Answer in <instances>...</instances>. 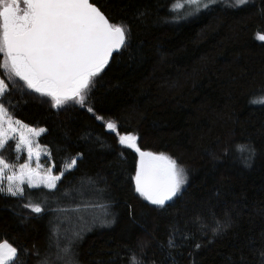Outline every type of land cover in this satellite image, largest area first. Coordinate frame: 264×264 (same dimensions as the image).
Segmentation results:
<instances>
[{"label": "trees", "instance_id": "1", "mask_svg": "<svg viewBox=\"0 0 264 264\" xmlns=\"http://www.w3.org/2000/svg\"><path fill=\"white\" fill-rule=\"evenodd\" d=\"M179 1L91 0L130 34L83 106L55 108L0 71L9 114L46 130L37 141L53 172H63L55 189L25 184L23 197L0 194V242L17 248L15 264L54 253V230L81 233L76 264H132L133 255L143 264H264V0L221 1L183 20ZM109 120L137 135L142 150L186 168L188 184L164 207L135 191L139 155L119 144ZM248 144L255 156L245 166L237 148ZM0 156L25 161L14 140ZM217 222L224 227L213 234ZM172 229L180 246L169 249Z\"/></svg>", "mask_w": 264, "mask_h": 264}, {"label": "snow or ice", "instance_id": "2", "mask_svg": "<svg viewBox=\"0 0 264 264\" xmlns=\"http://www.w3.org/2000/svg\"><path fill=\"white\" fill-rule=\"evenodd\" d=\"M220 2L207 0L202 7L208 9ZM247 2L235 0L236 6ZM187 3L197 8L201 6V0H187ZM129 34L127 25L112 22L91 0H0V54H3L0 71L13 83L19 78L27 89L50 97L55 108L69 101L83 106L95 78L108 65L113 53L127 48ZM258 39L264 41V33L259 34ZM7 90L5 78H0V149L10 139H15L16 149L26 150L28 161L20 164L18 171H13V165L0 156V194L23 197L25 184L29 188L42 184L48 189H55L63 172L53 175L51 168L41 171L39 165L32 168L29 163L34 155L39 159V152L34 151V137L46 130L24 125L9 114L5 107ZM250 102L257 101L253 99ZM260 103H264V98ZM88 111L93 112V109L88 108ZM106 127L116 132L120 145L134 149L139 155L134 176L135 191L150 204L164 207L185 184L187 177L184 168L163 152L142 150L137 143L138 136L120 134L115 122H108ZM237 152L241 162L250 166L255 148L248 144L243 149L237 148ZM75 165L76 159L73 158L67 167L72 169ZM25 207L37 214L42 212L38 203H29ZM109 214L105 213L106 216ZM101 223L111 224L112 221L105 219ZM223 227L217 222L212 229L213 234ZM175 232L176 229H172L166 241L169 249L180 246L175 240ZM80 235V232H76L61 237L54 230L56 251L43 257L41 264H76L74 244ZM52 247L53 243L50 242L49 248ZM194 247L198 249L200 244L196 243ZM260 255L264 260V253ZM17 256L16 247L6 240L0 242V264H15ZM131 261L132 264H143L135 255Z\"/></svg>", "mask_w": 264, "mask_h": 264}, {"label": "rangeland", "instance_id": "3", "mask_svg": "<svg viewBox=\"0 0 264 264\" xmlns=\"http://www.w3.org/2000/svg\"><path fill=\"white\" fill-rule=\"evenodd\" d=\"M221 1H223V2H226V3H230V2H235V0H221ZM207 2V0H201V6L199 7V8H197V6H195V5H189L188 3H187V0H180L179 2H178V4H177V6L178 5H180V7H178V8H180V9H178V11H179V13H181L182 14V16H179V18H181V20H183V18H192V17H194L196 14H198L202 9H203V7H202V5H203V3H206ZM184 14V15H183ZM1 78V77H0ZM16 120H18V119H16ZM20 121V120H19ZM111 120H109V121H107V123L108 122H110ZM22 122V121H21ZM111 122H113V121H111ZM24 125H27L26 123H24V122H22ZM107 123H106V125H107ZM27 126H29V125H27ZM29 127H32V126H29ZM32 128H34V127H32ZM36 129H38V128H36ZM39 129H41V128H39ZM13 136H15V134H13ZM37 138L38 137H34V141H35V143H34V151H38L39 152V159H37L36 158V156L34 155L33 156V158L31 159V161H29V163H30V166L32 167V168H37V165H39L40 166V170L41 171H46L47 169H49V168H51L52 169V174L53 175H59V174H55L54 172H53V168H52V166H51V164H49L48 163V158H49V155H48V151L46 150V148L45 147H43V146H41L39 143H38V141H37ZM10 140H14L15 141V144H16V140L15 139H10ZM152 152V151H151ZM166 155H168V154H166ZM17 156H25V161L23 162V163H25L26 161H28V155H27V151L26 150H23V149H20V150H17ZM169 156V155H168ZM171 157V156H170ZM171 158H173V157H171ZM174 159V158H173ZM7 162V161H6ZM8 164H10V165H13V171H18V166L20 165V164H23V163H19V164H14V163H10V162H7ZM178 163V162H177ZM179 164V163H178ZM180 165V164H179ZM181 166V165H180ZM181 167H183V166H181ZM184 168V167H183ZM184 170H185V173H186V177H187V179H186V182H185V184L181 187V190L188 184V182H189V174H188V172H187V170H186V168H184ZM5 186L7 185V181L5 180ZM39 186H44V185H39ZM181 190H180V192H181ZM179 192V193H180ZM176 197V196H175ZM175 197H173L172 198V200L175 198ZM171 200V201H172ZM168 202H170V201H168ZM167 203V202H166ZM11 244V243H10Z\"/></svg>", "mask_w": 264, "mask_h": 264}, {"label": "water", "instance_id": "4", "mask_svg": "<svg viewBox=\"0 0 264 264\" xmlns=\"http://www.w3.org/2000/svg\"><path fill=\"white\" fill-rule=\"evenodd\" d=\"M115 53V52H114Z\"/></svg>", "mask_w": 264, "mask_h": 264}]
</instances>
